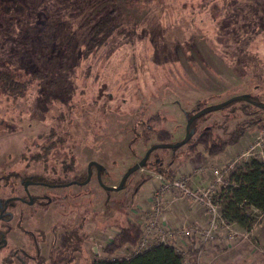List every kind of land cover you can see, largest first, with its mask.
<instances>
[{"label": "rangeland", "instance_id": "1", "mask_svg": "<svg viewBox=\"0 0 264 264\" xmlns=\"http://www.w3.org/2000/svg\"><path fill=\"white\" fill-rule=\"evenodd\" d=\"M139 1L132 7L117 1L120 31L90 50L88 25L80 26L85 10L41 22L10 11L24 19L23 26L11 33L0 29V64L14 68L24 85L18 97L0 89V198L13 204L10 220L0 219V231L10 226L0 264H66L50 256L51 240L74 226L81 250L69 264L128 258L156 243L185 249L183 264H264V213L238 206L253 220L250 228L222 215L235 186L231 173L263 160L264 111L245 100L199 115L190 124L189 142L153 147L120 188H106L117 187L129 167L162 144L161 131L171 134V142L181 141L186 115L197 105L235 95L264 104V0ZM253 115L262 117L260 124L246 128L219 155L208 156L200 143L190 151L196 134L208 129L211 140L223 138ZM90 162L101 170L92 163L84 183L27 186L32 196H49L51 203L12 200L25 194L29 176L58 184L82 180ZM180 177L190 190L210 188L224 219L207 238L180 236L182 229L207 226L210 217L203 205L163 187ZM127 224L140 227L136 244L105 252Z\"/></svg>", "mask_w": 264, "mask_h": 264}, {"label": "trees", "instance_id": "2", "mask_svg": "<svg viewBox=\"0 0 264 264\" xmlns=\"http://www.w3.org/2000/svg\"><path fill=\"white\" fill-rule=\"evenodd\" d=\"M117 1H121L122 4H126L129 7H132L134 2L140 3L139 0H102L100 2L96 0H0V29L11 33L23 26L24 19H20L17 17L18 15H14L17 13L10 14V11H17L26 16L33 15L34 18L39 19L41 22L42 18L46 17H48L47 20L50 17H59L60 19L63 11L68 13L67 17L74 18L78 12L85 10V18L80 26L88 25L89 40L87 46L90 50L104 44L115 32L118 33L120 31L122 22L121 17H119L121 13ZM18 76L14 68L12 69V67H5L0 64V89L3 94L12 97L22 95L24 85H21ZM248 97L256 101L252 96ZM235 101L240 100L230 101L224 106ZM246 102L248 106L257 107L264 111V107H258L249 101ZM202 108L201 105H197L193 113ZM193 113L187 114V118ZM197 118L192 120L191 125H193ZM260 120H262V117L256 115H253L252 118L243 119L237 122L225 137L218 138L217 140H211V134L208 129L203 130L201 133L194 134V142L191 141L188 144L190 151H195L196 144L200 143L203 145L204 151L208 156H217L227 147L235 145L244 135L246 128L260 124ZM157 138L160 141L159 143H175L170 141L171 134L169 132L161 131ZM178 146L181 145H176L172 148ZM230 176L234 178L235 186L229 187V193L226 197L227 201L222 206V215L226 220L235 222L242 228H250L253 220L247 218L238 206L242 204L248 205L264 213V153L263 160H251L245 165L241 173L236 174L233 172ZM28 178L37 180L32 176ZM52 182H56V180H52ZM9 230L10 226L6 225L4 234ZM140 234L141 230L139 226L127 224L126 227L121 228L113 236V239L105 246L104 251L112 253L123 244L134 245L138 241ZM78 238V227L75 226L70 229L66 228L62 233L57 234L50 245L51 249L49 251L50 256L58 258L56 263L64 262L69 264L75 260L76 257L73 253L81 250ZM35 253L38 254L37 250ZM88 264H183V262L181 255L176 252L172 244L156 243L137 253H133L128 258H94Z\"/></svg>", "mask_w": 264, "mask_h": 264}, {"label": "built area", "instance_id": "3", "mask_svg": "<svg viewBox=\"0 0 264 264\" xmlns=\"http://www.w3.org/2000/svg\"><path fill=\"white\" fill-rule=\"evenodd\" d=\"M215 173H217V170H215ZM220 177H217L216 180H219ZM163 187L166 189L167 192L175 193L177 191L179 196H186L189 199H191L195 203H199L205 207L207 212L210 214V217L208 219L207 226H195L190 229H182L180 231V236L184 238H188L189 236L195 235V233L203 234L204 238H207L210 236V233L217 227V221H220L223 223L224 219L221 218L220 214L217 213V205L212 201L211 195H210V188L206 191L204 190H190L187 183V178L180 177L179 179H173L169 182H166V184L163 185ZM155 195H159L160 192L156 191L154 193ZM176 251L185 258L187 255L185 249H176Z\"/></svg>", "mask_w": 264, "mask_h": 264}, {"label": "water", "instance_id": "4", "mask_svg": "<svg viewBox=\"0 0 264 264\" xmlns=\"http://www.w3.org/2000/svg\"><path fill=\"white\" fill-rule=\"evenodd\" d=\"M233 100H245V101H249L251 102L252 104L258 106V107H264V104L263 103H258L257 101H254L252 99H250L248 96H245V95H235V96H232L230 98H228L227 100L225 101H222L221 103H218L216 105H210V106H207V107H203L202 109L194 112L188 119H187V123H186V127H185V137L181 140V141H178V142H175V143H171V144H167V143H162V144H156V145H153L151 146L145 153V155L142 157V159L137 163V164H134L132 165L131 167H129L125 173L123 174V176L121 177V180L119 182V185L117 187H106L108 189H114V188H120L125 180V178L128 176L129 173H131L132 171L136 170L137 168H139L140 166L143 165V163L145 162L149 152H151V150L153 149V147H174L176 145H181V144H185L187 142V140L189 139V137L193 134L194 130L193 129H190V124L192 122L193 119H195L196 117H198L199 115L205 113V112H208V111H211V110H215V109H218V108H221L223 107L224 105H226L227 103H229L230 101H233ZM94 164L97 168V173L99 174L100 172V169H101V166L96 163V162H90L88 164V169H87V176H86V179L84 180V182L86 180L89 179V174H90V171H89V166L91 164ZM83 182V183H84ZM27 182H24V187L27 186ZM1 201V199H0ZM29 204H31V200L28 201ZM1 216V215H0ZM6 243V240L3 239V244Z\"/></svg>", "mask_w": 264, "mask_h": 264}, {"label": "flooded vegetation", "instance_id": "5", "mask_svg": "<svg viewBox=\"0 0 264 264\" xmlns=\"http://www.w3.org/2000/svg\"><path fill=\"white\" fill-rule=\"evenodd\" d=\"M85 179H86V177H85ZM85 179L80 180L78 178L77 179L75 178V179H72V180H70V181H68L66 183H59L58 184V183H49V182H44V181H40V180H33V179L28 178V179H26V180L23 181V185H22V190H23V192L25 194L24 195L14 196L12 200L13 201L22 202V203H27V204H29L28 203L29 200H31V204H33V203H39L42 200H45V204L51 203L52 202V198L49 197V196H45V197L32 196L27 191V186L28 185H44V186H48V187H55V186H63V185L69 184V183L81 184V183L84 182ZM24 182H27L28 183L26 187H24ZM0 199H1V201H0V215H1L0 216V219H2V220H8L9 219L10 220V214L7 212V208L13 206V204L11 202V199L10 198H4V199L0 198ZM25 233H27L29 235L33 234V233L29 232V231H27ZM60 233H62V232H60ZM3 236H4V232L0 231V248L6 245V243L3 244V239H4ZM56 236H57L56 234H53V238L51 240L52 242H53V239ZM32 239L33 238H31V240ZM35 248H36V250L38 252L37 246H35Z\"/></svg>", "mask_w": 264, "mask_h": 264}]
</instances>
